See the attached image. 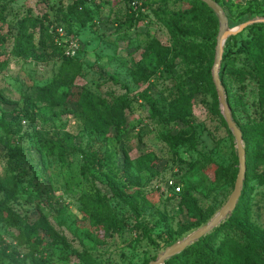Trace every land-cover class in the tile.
<instances>
[{
    "label": "rangeland",
    "instance_id": "1",
    "mask_svg": "<svg viewBox=\"0 0 264 264\" xmlns=\"http://www.w3.org/2000/svg\"><path fill=\"white\" fill-rule=\"evenodd\" d=\"M77 1L0 0V203L11 208L0 264H150L234 191L237 145L212 78L215 13L191 0H90L82 19ZM214 1L230 29L264 18V0ZM49 23L79 44L70 59L42 36ZM253 38L257 48L240 52ZM226 62V100L249 149L241 209L179 264H207L219 247L214 264H264V26L229 38ZM72 84L104 113L129 100L124 121L107 127L79 105L38 100L45 86Z\"/></svg>",
    "mask_w": 264,
    "mask_h": 264
},
{
    "label": "water",
    "instance_id": "2",
    "mask_svg": "<svg viewBox=\"0 0 264 264\" xmlns=\"http://www.w3.org/2000/svg\"><path fill=\"white\" fill-rule=\"evenodd\" d=\"M199 1L207 5V7L215 13L220 23V30L215 48V61L212 69V78L214 86L218 93L224 119L236 141L239 159V173L235 182L234 191L231 194L227 203L220 209V211L207 224L194 230L177 244L168 247L163 253L158 255L156 260L152 261L150 264H166L168 261L183 254L192 245L200 241L202 238L206 237L214 229L218 228L224 222V220L236 210L243 194L244 181L246 178L247 158L246 150L243 144V134L232 118L230 107L226 100L225 89L220 77V71L222 68L224 49L227 40L229 38L239 35L250 26L256 24H264V18L249 21L236 28L230 29L229 22L225 15L224 9L216 1Z\"/></svg>",
    "mask_w": 264,
    "mask_h": 264
},
{
    "label": "trees",
    "instance_id": "3",
    "mask_svg": "<svg viewBox=\"0 0 264 264\" xmlns=\"http://www.w3.org/2000/svg\"><path fill=\"white\" fill-rule=\"evenodd\" d=\"M89 1L90 0H78L75 3L76 7L82 8V11H77V15L79 17H81L82 19L88 17V12H87V9L85 8V4L89 3ZM191 2H196L208 10L210 9L207 7V5H205L204 3H202L199 0H191ZM0 18H2V17L0 16ZM56 26H61V25H56ZM263 26L264 25H262V24H256V25L248 27L242 33H244L247 30L260 29ZM51 27H52V24L49 23L45 27V30L42 32V36L44 38H46L47 40L52 42L53 40H55V36L51 33ZM63 28H65V27H63ZM65 30H66V28H65ZM66 32L68 33L67 30H66ZM26 33H27L26 24H25V22H23L22 26L20 27V35L26 36ZM68 36H69V33H68ZM238 36L239 35L232 37V39L236 38ZM26 40H28V38ZM0 41L4 42V38L2 37L0 39ZM255 42H256L255 38L246 41L244 43V46L241 47V49L239 51L240 52L246 51L247 53L252 52L253 50H255L257 48V43H255ZM63 57H65L66 59H70V57H66V56H64V54H63ZM229 66L230 65H228L227 62L222 65V68L220 71L221 80H222L223 73L225 72V70ZM38 100H40L41 102L52 103V104H76V105H79L82 108L85 115L90 120L95 121V122L99 123L100 125L107 126V127L110 125L111 121H113V120L123 122L124 116H125V111L127 109H129L131 106V102L129 100L123 99L122 102L116 103L114 105V107L111 108L110 113H104V112H102V110L100 109L99 105L96 103V101L93 97H91L89 94H87L86 91L82 87H79V86L74 85V84L70 85L67 88V90L63 91V92H60V91L54 89L52 86H45L44 88H42L40 90ZM162 121L165 122L164 119H162ZM179 121L184 123L185 125H187V127L192 128L191 123L187 119L181 117L179 119ZM258 138L264 139V135L258 134ZM248 150L249 149L247 148V151H246L247 154L249 153ZM15 156H16V158L17 157L20 158V156L18 154H15ZM241 199H242V197H241ZM241 199L238 203V206H237L234 214L239 213V211L241 209V204H242V203H240ZM6 209L11 210V208L6 206L4 203H0V214H2ZM236 225H238V227H237L238 230H241L245 235H248V231L245 229V227L243 225H241V223H237ZM112 226L114 227V229L116 231H119L121 227H123V228L126 227V225L120 226L116 222H112ZM230 239H228V240H230ZM150 240H152V239H150ZM189 249L190 248H188L183 254H181V255L175 257L174 259L170 260L171 262L169 261L167 264H179V263L183 262L185 256L189 252ZM249 249H250V247L247 246L246 250H249ZM220 252H221L220 247L217 249V251L212 250V252L210 254L213 256H216V257L213 260H212V258H209L207 260V264H214L216 259H218V257L220 256V254H221ZM36 257H37V255H36ZM260 258L263 260L262 257H260Z\"/></svg>",
    "mask_w": 264,
    "mask_h": 264
},
{
    "label": "built area",
    "instance_id": "4",
    "mask_svg": "<svg viewBox=\"0 0 264 264\" xmlns=\"http://www.w3.org/2000/svg\"><path fill=\"white\" fill-rule=\"evenodd\" d=\"M51 33L55 36L58 46L61 47L63 54L66 57H72L79 50V44L77 41L70 38L65 28L62 26H52ZM168 187L176 195L181 192V188L177 186L172 180L168 182Z\"/></svg>",
    "mask_w": 264,
    "mask_h": 264
}]
</instances>
